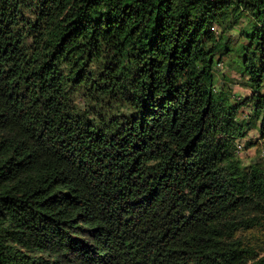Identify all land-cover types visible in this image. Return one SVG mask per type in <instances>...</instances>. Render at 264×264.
<instances>
[{
  "label": "trees",
  "instance_id": "trees-1",
  "mask_svg": "<svg viewBox=\"0 0 264 264\" xmlns=\"http://www.w3.org/2000/svg\"><path fill=\"white\" fill-rule=\"evenodd\" d=\"M252 130L264 0H0V264H264Z\"/></svg>",
  "mask_w": 264,
  "mask_h": 264
},
{
  "label": "rangeland",
  "instance_id": "rangeland-1",
  "mask_svg": "<svg viewBox=\"0 0 264 264\" xmlns=\"http://www.w3.org/2000/svg\"><path fill=\"white\" fill-rule=\"evenodd\" d=\"M224 18L219 20L218 23L214 25L215 31H220L223 28ZM228 36L231 38V41L234 42L237 40V34L234 32H229ZM228 61L226 60V63ZM214 76L217 79V84L215 86L216 90H220L222 87L231 93V96L236 98H242L243 96L249 94L250 90L245 87V79L241 77L237 69L232 66V69L222 67V64L215 67L213 72ZM242 114L244 117L248 114V110L243 109ZM243 146L242 151L239 154H236L238 158L241 159L243 165L247 166L252 163H259L264 165V139H259V134L257 131L252 130L248 132L247 136L244 139L236 140ZM247 143L253 144L252 147H245Z\"/></svg>",
  "mask_w": 264,
  "mask_h": 264
},
{
  "label": "built area",
  "instance_id": "built-area-1",
  "mask_svg": "<svg viewBox=\"0 0 264 264\" xmlns=\"http://www.w3.org/2000/svg\"><path fill=\"white\" fill-rule=\"evenodd\" d=\"M243 149V146L239 142H235V154H239Z\"/></svg>",
  "mask_w": 264,
  "mask_h": 264
}]
</instances>
